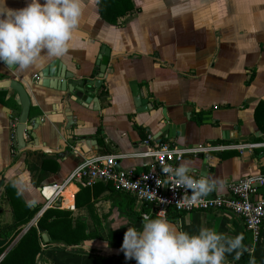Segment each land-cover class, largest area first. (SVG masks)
Returning <instances> with one entry per match:
<instances>
[{"label":"crops","instance_id":"crops-1","mask_svg":"<svg viewBox=\"0 0 264 264\" xmlns=\"http://www.w3.org/2000/svg\"><path fill=\"white\" fill-rule=\"evenodd\" d=\"M131 2L133 10L111 23L101 15L99 0H86L76 28V45L62 57L44 56L23 70L0 61V81H19L31 98L30 117L39 118L33 131L35 139L25 133V141L28 146L36 142L37 147L45 148H17L14 136L21 102L17 92L0 89V197L11 180L25 204L41 207L31 225L46 209L59 207L82 219L89 233L99 234L83 245L65 249L51 243L48 236V242L43 240L39 264H136L134 258H125L121 248L124 234L128 227L140 229L145 215H151L143 212L141 220L131 221L130 215L140 214L146 207L142 201L93 185L95 212L87 206L76 207V195L86 185L79 179L67 180L86 158L114 154L118 156V169L141 172L151 165L150 159L137 155L148 134L153 136V144L177 147L238 143L250 140L255 132L263 134L254 112L264 101V3L224 0L221 6L220 0ZM28 3L30 0H0V10L20 9ZM103 51L109 64L100 78ZM75 76L102 81L87 107L65 98L68 83ZM134 88L143 102H157V106L139 111ZM69 114L73 124L67 132ZM166 118L181 128L178 136L168 137L164 131ZM234 131L243 137L222 138L224 132ZM71 139L76 141L74 145L65 147ZM204 158L186 155L183 162L189 163L190 175L216 181L211 191L216 196L228 195L230 184L264 171V148L244 153L210 152L204 153ZM257 196L264 197V186ZM151 210L156 217L154 206ZM12 216L10 204L0 206V224L11 222ZM165 217L191 234L206 227L231 237L241 235V249L226 253L224 264H236L247 252L252 264H264V222L259 242L253 243L243 220L231 211L181 213L169 209Z\"/></svg>","mask_w":264,"mask_h":264},{"label":"clouds","instance_id":"clouds-1","mask_svg":"<svg viewBox=\"0 0 264 264\" xmlns=\"http://www.w3.org/2000/svg\"><path fill=\"white\" fill-rule=\"evenodd\" d=\"M85 7L86 0H30L20 9L0 10V61L23 70L44 56L62 57L76 45V28ZM162 171L191 190L192 204L216 187L213 178L190 175L187 161ZM242 239L206 227L191 234L158 215L144 217L140 229L128 227L121 248L125 258H134L136 264H224L225 254L238 253Z\"/></svg>","mask_w":264,"mask_h":264},{"label":"built area","instance_id":"built-area-1","mask_svg":"<svg viewBox=\"0 0 264 264\" xmlns=\"http://www.w3.org/2000/svg\"><path fill=\"white\" fill-rule=\"evenodd\" d=\"M152 140L153 136L148 134L143 141V149L137 154L150 159V169L141 172H136L134 169L120 170L117 168V155L101 154L86 158L71 172L67 182L79 179L86 186L99 182L111 183L115 190L151 203L157 216L165 217L169 209L181 213L219 209L231 211L243 220L253 243L259 242L264 222V197L256 199V196L264 186V171L249 174L230 184L228 195L213 197L206 195L192 204L188 201L191 190L185 189L174 177L165 174L162 168L167 166L175 168L183 162L186 155L224 150H236L239 153L253 152L255 149L264 148V140L192 147L157 145L153 144ZM65 185L60 186L59 191Z\"/></svg>","mask_w":264,"mask_h":264},{"label":"trees","instance_id":"trees-1","mask_svg":"<svg viewBox=\"0 0 264 264\" xmlns=\"http://www.w3.org/2000/svg\"><path fill=\"white\" fill-rule=\"evenodd\" d=\"M99 7L101 15L111 23H115L118 17L131 12L134 8L131 0H99ZM254 120L259 130L264 134V101L257 105ZM256 140L263 141V138L260 136ZM93 186L112 188L114 191L119 192L114 189L111 183L99 182ZM91 187L85 186L80 189L76 195V207L87 206L89 211L94 213L95 200L91 198ZM119 193L128 194L125 192ZM130 196L135 201L136 197ZM7 204L13 207V216L11 222L0 224V241L2 240L0 243V264H39V255L44 251L43 232L47 233L51 243L61 245L63 249L83 245L85 241L99 236L97 232L89 233L86 230L84 221L75 219L71 211L62 210L59 207L46 209L38 218L37 223L29 226L41 207L33 208L25 204L11 180L5 184L0 197V206ZM143 204L146 207L140 214L129 216L131 221L141 220L143 212L150 214L151 218L155 217L151 210L152 205L148 202H143ZM26 228L27 230L24 232ZM15 241V245L7 252ZM72 251L82 252L83 250L73 248ZM236 264H252L251 254L245 253Z\"/></svg>","mask_w":264,"mask_h":264},{"label":"water","instance_id":"water-1","mask_svg":"<svg viewBox=\"0 0 264 264\" xmlns=\"http://www.w3.org/2000/svg\"><path fill=\"white\" fill-rule=\"evenodd\" d=\"M106 55H105V52L103 51L102 57H101L100 62H99L100 68H99L98 76L100 78L104 77V75L106 73V68L109 64V57ZM101 84H102V81L96 80V79L92 78V76L86 77V78H78L77 76L72 77L68 83V86H67L68 92H67V95L65 98L67 101L72 99L75 102H77L78 104H80L81 106L87 107L86 103L91 102L90 99H93L94 95L97 94V90H99V88L101 87ZM0 89H11V90L17 92L19 99H20V102H21V107H22L21 108V114L19 117L18 124L16 126V131H15V136H14L15 145L17 146V148L21 149L22 151H26L28 149H30V150H34V149L45 150V148H43V147H37L36 142H34L31 146H28L27 142L24 139L25 133L29 134L30 136H32L35 139V135H34L33 131L37 128L38 122H39V118L30 117L31 98H30L28 92L26 91L25 87L17 80L8 79V80L0 81ZM133 91H134V96H135V104H136L139 111H147V110H150V109L155 108L157 106V102H154L150 105L148 102H143L141 99V95H140L139 91H137V88H134ZM147 94H149V93H147ZM97 99H99V98H97ZM68 120H69V123L66 126L67 132H69V130L71 129V126L73 124L72 114L68 115ZM165 125H166V128L164 129V131L168 132V137L172 138V137L178 136L181 133V128L178 125L170 122L167 118H166ZM218 126L214 125L215 128H218ZM70 136L72 137L73 134L70 133ZM260 136L264 139L263 134H261L260 132H255L254 136H252L250 138V140L254 141L256 138H258ZM232 137H243V136L241 135V133L234 131V132H228V133L224 132V135L222 138L230 139ZM243 139H246V137H244ZM75 142L76 141L74 139H71L69 141V143L65 144V147H67L69 144L74 145ZM49 152L56 153L57 151L56 150H49ZM199 157L202 159H205L204 153H200ZM206 162H207V159L205 161V164H206ZM203 171H205V165L203 166ZM2 181H3V178H0V186H1ZM207 195H208V197L215 196L212 192H209ZM258 197L259 196H256V199ZM171 223L177 227V225L175 223H173V222H171ZM42 237H43V240L45 242H48L49 238H48L47 234H43Z\"/></svg>","mask_w":264,"mask_h":264},{"label":"snow or ice","instance_id":"snow-or-ice-1","mask_svg":"<svg viewBox=\"0 0 264 264\" xmlns=\"http://www.w3.org/2000/svg\"><path fill=\"white\" fill-rule=\"evenodd\" d=\"M262 3H264V0H261ZM224 4V0H220V5L223 6ZM217 11H219V9H217Z\"/></svg>","mask_w":264,"mask_h":264}]
</instances>
